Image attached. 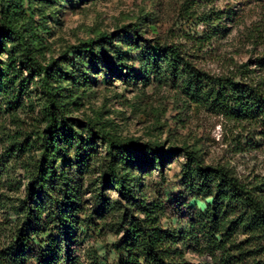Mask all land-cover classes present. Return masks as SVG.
I'll return each instance as SVG.
<instances>
[{
    "label": "trees",
    "instance_id": "16d2710c",
    "mask_svg": "<svg viewBox=\"0 0 264 264\" xmlns=\"http://www.w3.org/2000/svg\"><path fill=\"white\" fill-rule=\"evenodd\" d=\"M212 2L181 3V19L204 25L203 35L160 37L157 25L146 15L121 28L126 50L118 47L120 39L115 43L116 33H103L97 40L72 46L68 66L55 69V60L42 63L36 57V26L18 22L21 5L0 0V37L14 39L21 64L38 78L46 96L45 127L29 144H36L41 154L31 169L15 237L0 247V264H82L76 247L90 230L81 217L88 206L86 191L96 208H107L99 211L98 218L112 216L111 230L119 235L112 244L116 259L105 264H194L186 257L187 248L204 257L202 264H264V174L244 178L229 165L206 163L201 150L185 148L179 194L189 209V223L181 231L164 227L163 219L171 216L172 208L161 197L151 198L142 191L145 176L141 174L153 166L162 169L176 149L154 141L115 138L95 122L88 124L85 136L66 114L59 80L67 76L87 84L91 73L100 69L129 82L171 88L242 129L244 134L237 136H244L237 143L239 152L259 148L264 145V74H256L249 63L236 62H231L233 69L216 74L197 61L221 56L214 41L228 30L223 15L205 11ZM233 14L229 10L226 19ZM149 33L155 36L146 37ZM258 62L264 70V58ZM5 74L0 65V88L10 82ZM97 139L105 146L100 158ZM109 187L118 191L119 198L106 193ZM208 198L212 202L206 209L190 205L192 200ZM92 252V264H101L97 251Z\"/></svg>",
    "mask_w": 264,
    "mask_h": 264
},
{
    "label": "rangeland",
    "instance_id": "374dc122",
    "mask_svg": "<svg viewBox=\"0 0 264 264\" xmlns=\"http://www.w3.org/2000/svg\"><path fill=\"white\" fill-rule=\"evenodd\" d=\"M14 2L21 5L16 17L18 22L36 26L37 38L33 46L36 57L42 63L55 60V69L68 66V50L72 46L97 40L103 33H116L114 39L120 41L115 43L118 41V47L126 50L127 39L121 28L146 15V20L157 25L163 38L171 39L173 34L189 32L204 34V25L181 19L183 0ZM231 9L234 14L226 19ZM21 10L26 13H21ZM205 11H218L223 15L222 23L228 30L214 41V47L221 56L200 58L197 60L199 66L221 74L233 69L235 62L239 65L249 63V68L256 70V74H264L258 62L264 58V0H213ZM152 36L155 35L146 34L148 38ZM0 42V65L10 79L7 87L0 88V247H5L15 237L17 221L23 214L20 209L28 193L31 169L41 154L35 149L36 144L32 147L29 144L45 127L46 96L38 78L31 77L21 64L14 39L0 37ZM113 52L110 50L109 55ZM129 63L137 65L132 61ZM66 77L59 79L64 88L66 114L74 121L75 129L85 136L88 124L95 122L98 129H104L115 138L154 141L176 149L162 169L153 166L141 174L145 176L142 191L151 198L161 197L172 208L171 216L163 219L164 227L181 231L189 223V209L184 207L179 194L182 166L187 160L185 148L201 150L206 163L229 165L244 178L253 179L254 173L264 174V145L239 152L237 143L244 136H237L238 133L244 134L242 129L194 105L171 88L129 82L110 70L106 73L95 69L91 73L92 81L87 84H79ZM28 137L26 144L19 143ZM96 145L100 158L105 154V146L101 139L96 140ZM106 193L114 199L120 196L110 187L106 188ZM86 199L88 206L81 217L90 230L76 247V254L82 264H92V249H95L101 264L113 262L116 254L112 244L119 237L115 230H111L113 217L100 220L99 211L107 208H96L90 191H86ZM211 202L212 198L199 199L190 201V205L206 209ZM186 257L194 264L204 261V257L189 248Z\"/></svg>",
    "mask_w": 264,
    "mask_h": 264
}]
</instances>
